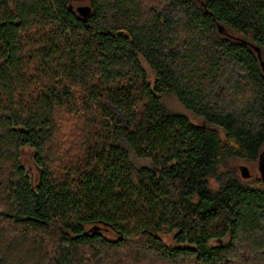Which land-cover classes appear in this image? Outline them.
Wrapping results in <instances>:
<instances>
[{
  "label": "trees",
  "instance_id": "trees-1",
  "mask_svg": "<svg viewBox=\"0 0 264 264\" xmlns=\"http://www.w3.org/2000/svg\"><path fill=\"white\" fill-rule=\"evenodd\" d=\"M71 2L0 0V264H264V0Z\"/></svg>",
  "mask_w": 264,
  "mask_h": 264
},
{
  "label": "rangeland",
  "instance_id": "rangeland-1",
  "mask_svg": "<svg viewBox=\"0 0 264 264\" xmlns=\"http://www.w3.org/2000/svg\"><path fill=\"white\" fill-rule=\"evenodd\" d=\"M74 4V6L78 5H88V0H73L71 4ZM163 103L165 104L166 108L171 112L181 113L186 115L191 121L193 122H200V119L197 118L195 115H193L191 112H188L184 109V107L178 103V101L173 96H165L163 98ZM116 112V111H115ZM118 119L121 122H124V117L121 113L116 112ZM21 163L24 166L25 171L27 172V175L29 176L32 184L35 186L39 181L40 176V169L34 162V151L31 147H24L21 151ZM138 165H149V162L147 160H140L136 162ZM238 164L240 166L246 165L251 173V177L257 176L259 173L257 171V163H247L245 161H239ZM110 236L109 234H107ZM112 237V236H110ZM164 240L168 243H171L170 237H164ZM253 264H256L255 262Z\"/></svg>",
  "mask_w": 264,
  "mask_h": 264
},
{
  "label": "water",
  "instance_id": "water-1",
  "mask_svg": "<svg viewBox=\"0 0 264 264\" xmlns=\"http://www.w3.org/2000/svg\"><path fill=\"white\" fill-rule=\"evenodd\" d=\"M76 11H78V13L80 14L81 18L85 21L87 19V17L90 15L91 12V6L88 5H79L76 8ZM218 29L220 32H222V27L218 26ZM255 50L257 51L258 55H259V48L255 47ZM263 61H261V64L263 65ZM258 172L260 174V179L263 180L264 182V150L261 152V154L259 155V159H258ZM240 175L242 178L247 179L250 178L251 173L248 169V167L246 165H242L240 167Z\"/></svg>",
  "mask_w": 264,
  "mask_h": 264
}]
</instances>
